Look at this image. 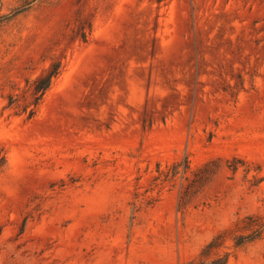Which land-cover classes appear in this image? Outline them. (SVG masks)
<instances>
[{
    "label": "rangeland",
    "instance_id": "rangeland-1",
    "mask_svg": "<svg viewBox=\"0 0 264 264\" xmlns=\"http://www.w3.org/2000/svg\"><path fill=\"white\" fill-rule=\"evenodd\" d=\"M1 158L0 264H264V0H0Z\"/></svg>",
    "mask_w": 264,
    "mask_h": 264
},
{
    "label": "trees",
    "instance_id": "trees-1",
    "mask_svg": "<svg viewBox=\"0 0 264 264\" xmlns=\"http://www.w3.org/2000/svg\"><path fill=\"white\" fill-rule=\"evenodd\" d=\"M26 8H18L15 10L14 15H17ZM61 72V63L60 61H53L50 66L45 69L40 75L35 77L32 81H26V84L31 88V98L32 101L22 110V113L26 114L27 118H31L36 109L41 102L44 94L51 86L53 80ZM8 103L6 107H12L15 104V95H10L7 97ZM4 161L1 158L0 164ZM259 218L254 216H246L241 222V230H248L247 233L237 234L233 240V248H239L246 244L253 242L258 239L263 230L260 225H254ZM254 226V228H253ZM225 240V233H220L216 235L210 242H208L201 250L200 255L197 259L191 260L186 264H227L231 256L230 252H219V248Z\"/></svg>",
    "mask_w": 264,
    "mask_h": 264
}]
</instances>
